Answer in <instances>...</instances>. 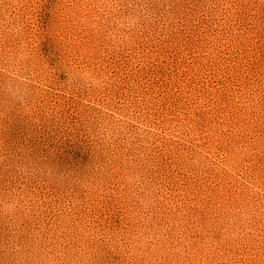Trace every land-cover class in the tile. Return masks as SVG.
I'll return each instance as SVG.
<instances>
[{"label": "rangeland", "instance_id": "obj_1", "mask_svg": "<svg viewBox=\"0 0 264 264\" xmlns=\"http://www.w3.org/2000/svg\"><path fill=\"white\" fill-rule=\"evenodd\" d=\"M0 264H264V0H0Z\"/></svg>", "mask_w": 264, "mask_h": 264}]
</instances>
